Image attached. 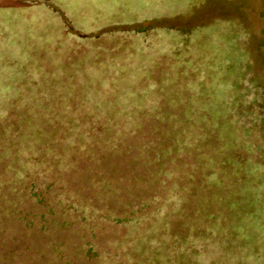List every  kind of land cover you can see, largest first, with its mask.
Listing matches in <instances>:
<instances>
[{"label":"rangeland","instance_id":"374dc122","mask_svg":"<svg viewBox=\"0 0 264 264\" xmlns=\"http://www.w3.org/2000/svg\"><path fill=\"white\" fill-rule=\"evenodd\" d=\"M4 69L0 264H264V0H0Z\"/></svg>","mask_w":264,"mask_h":264},{"label":"trees","instance_id":"16d2710c","mask_svg":"<svg viewBox=\"0 0 264 264\" xmlns=\"http://www.w3.org/2000/svg\"><path fill=\"white\" fill-rule=\"evenodd\" d=\"M3 76V77H1V78H10L9 77V73H7V70L6 69H4V70H2L1 71V73H0V76ZM10 91H12L13 93H15L16 92V89H13V87L10 85V84H3V86H1L0 87V93H8V92H10ZM9 102V101H8ZM7 102V103H8ZM6 104V103H5ZM33 160H35V161H38L37 159H33ZM105 218V217H104ZM115 222L117 223V224H123V225H126V227L127 226H129V224H131V225H134L135 226V229H136V231H140V227H138V224L140 223L139 222V217H137V216H133V217H129V219H120V218H116L115 219ZM134 223V224H133ZM91 253H93V255L95 256V257H97V255L98 254H96L95 252H93V250L90 248V249H88L87 251H86V255H88V258H90V259H93V257L90 255ZM109 258H110V260H113L114 258L117 260V262H116V264H135V262H132L131 263V261H128V260H125V259H122V258H124L123 256H121V255H118V254H116L115 256L114 255H111V256H109ZM110 260H108L107 261V264L108 263H110L109 261ZM176 262V261H175ZM174 262V260H170V263L171 264H181L180 262H178V263H175ZM148 263V262H147ZM146 263V264H147ZM204 262H203V260L201 259V258H198L196 261H188L187 262V264H203ZM137 264V263H136ZM149 264H152V262L151 261H149Z\"/></svg>","mask_w":264,"mask_h":264}]
</instances>
